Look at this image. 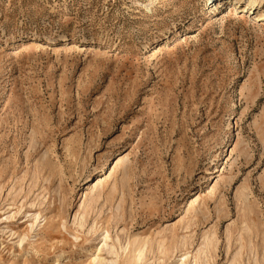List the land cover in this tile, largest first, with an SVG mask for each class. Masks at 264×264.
Wrapping results in <instances>:
<instances>
[{
  "label": "rangeland",
  "instance_id": "rangeland-1",
  "mask_svg": "<svg viewBox=\"0 0 264 264\" xmlns=\"http://www.w3.org/2000/svg\"><path fill=\"white\" fill-rule=\"evenodd\" d=\"M149 2L0 0V264H264V2Z\"/></svg>",
  "mask_w": 264,
  "mask_h": 264
},
{
  "label": "bare ground",
  "instance_id": "bare-ground-1",
  "mask_svg": "<svg viewBox=\"0 0 264 264\" xmlns=\"http://www.w3.org/2000/svg\"><path fill=\"white\" fill-rule=\"evenodd\" d=\"M225 2L229 4V6L227 7L228 9H235V7H244L243 11H247V10L249 11L252 9L254 10L257 9L264 2V0H225ZM158 3H159V0H150V2L146 4L145 6L148 7L149 5H153V7L156 8ZM259 16L261 20H264V13H260ZM65 39H66L65 37L62 38V40H65ZM99 172H101V168H96L92 172H89V174L86 175L87 181L91 179L92 175H96Z\"/></svg>",
  "mask_w": 264,
  "mask_h": 264
}]
</instances>
